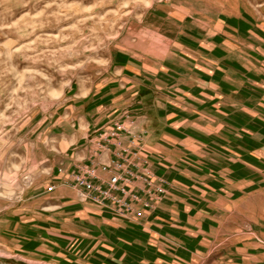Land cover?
I'll use <instances>...</instances> for the list:
<instances>
[{"label":"crops","instance_id":"crops-1","mask_svg":"<svg viewBox=\"0 0 264 264\" xmlns=\"http://www.w3.org/2000/svg\"><path fill=\"white\" fill-rule=\"evenodd\" d=\"M149 16L38 136L33 186L0 221L4 248L29 264H264V0H183ZM126 109L140 141L101 138ZM117 143L165 182L130 219L67 186L115 160Z\"/></svg>","mask_w":264,"mask_h":264},{"label":"rangeland","instance_id":"rangeland-1","mask_svg":"<svg viewBox=\"0 0 264 264\" xmlns=\"http://www.w3.org/2000/svg\"><path fill=\"white\" fill-rule=\"evenodd\" d=\"M181 1L0 0V221L9 217L33 186L37 175L33 159L38 157H33V151L52 115L73 103L80 84L108 67L114 47L134 45L135 38L140 42L146 35L144 23L156 6ZM120 118L124 123L115 121L99 136L140 141L142 137L135 131L136 113L126 109ZM113 132L117 137L113 138ZM98 148L103 149L99 144ZM130 148L119 145L112 152L123 156L124 163L138 162L134 170L138 177L149 176L165 185L152 174L149 162ZM142 199V203L149 200ZM0 264L29 263L5 249L0 240Z\"/></svg>","mask_w":264,"mask_h":264},{"label":"built area","instance_id":"built-area-1","mask_svg":"<svg viewBox=\"0 0 264 264\" xmlns=\"http://www.w3.org/2000/svg\"><path fill=\"white\" fill-rule=\"evenodd\" d=\"M129 117L126 115V118ZM115 126L117 130L121 129V125L115 124ZM111 135L113 138L117 137L115 132ZM105 150L108 151V149ZM116 159H122V157L118 155ZM116 159L99 167L86 166L88 170L72 173L67 186L76 191L81 202L109 207L116 216L130 219L131 216L137 214V206L141 205L144 209H149L159 202L166 191L161 180L157 182L149 176L138 177L134 169L127 168L126 163H119ZM130 166L138 169L139 165L137 162L131 163ZM104 173H109L111 176L103 178L101 174ZM52 189L53 187L49 188L50 191ZM143 196L149 199L146 203H142Z\"/></svg>","mask_w":264,"mask_h":264}]
</instances>
